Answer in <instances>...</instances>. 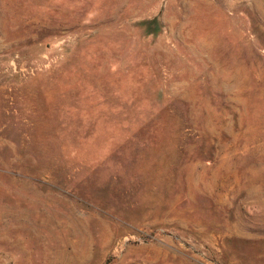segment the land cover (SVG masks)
I'll use <instances>...</instances> for the list:
<instances>
[{"label": "rangeland", "instance_id": "obj_1", "mask_svg": "<svg viewBox=\"0 0 264 264\" xmlns=\"http://www.w3.org/2000/svg\"><path fill=\"white\" fill-rule=\"evenodd\" d=\"M0 264H264V0H0Z\"/></svg>", "mask_w": 264, "mask_h": 264}]
</instances>
